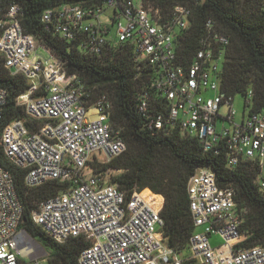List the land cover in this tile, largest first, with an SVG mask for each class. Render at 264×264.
I'll return each instance as SVG.
<instances>
[{"label":"built area","instance_id":"2783aa9c","mask_svg":"<svg viewBox=\"0 0 264 264\" xmlns=\"http://www.w3.org/2000/svg\"><path fill=\"white\" fill-rule=\"evenodd\" d=\"M23 14L22 5L13 1L0 17L4 67L27 82V89L17 96L27 119L6 122L0 145L4 155L25 170L27 186L50 180L67 183L38 204L32 213L35 223L58 242L84 237L89 244L79 253L78 264H264L263 245L241 246L248 236L243 229L248 208L236 200L234 187L217 183L211 168L197 167L188 179L195 230L188 242L190 254L181 257L162 233V196L156 204L145 196L148 188L129 194L112 180L123 169L96 172L89 166L106 164L127 149L121 129L111 119L112 101L79 75L68 73L65 60L26 32ZM191 17L187 4L174 5L165 17L146 0H77L46 8L41 21L47 31L77 42L88 54L129 44L138 67L150 73L139 102L146 128L165 133L178 129L196 137L204 151L224 149L230 168L242 161L256 162V182L264 191V109L251 110L249 88L244 96L247 114L243 111L241 120L236 119L235 95L220 87L230 39L212 20L206 22L200 48L190 61L180 59L178 35L189 28ZM7 95L0 85V120ZM223 105L228 107L224 115ZM22 217L13 175L0 165V264L42 262L31 236L20 229ZM214 235L221 239L217 246L210 239Z\"/></svg>","mask_w":264,"mask_h":264},{"label":"trees","instance_id":"16d2710c","mask_svg":"<svg viewBox=\"0 0 264 264\" xmlns=\"http://www.w3.org/2000/svg\"><path fill=\"white\" fill-rule=\"evenodd\" d=\"M23 7L21 19L24 30L36 35L41 43L65 60L66 71L77 74L97 93H106L112 101L111 119L121 129L127 149L106 164L90 162L96 172L123 169L112 180L129 194L133 189L145 190L149 199L159 204L163 219L162 233L168 246L181 253L188 248L189 238L195 230L187 193V182L197 167H209L215 172L220 186H232L236 200L248 208L243 229L248 233L241 246H264V191L256 178L260 167L256 162L242 161L236 167L226 164V152L204 151L201 142L174 129L168 133L153 131L145 126L139 112L140 96L146 89L150 73L139 68L132 47L126 43L113 44L100 55L80 50L77 42L68 41L47 31L41 21L43 11L63 2L77 0H0V17L10 2ZM168 16L174 5L187 4L192 8L189 28L178 35L180 59L186 63L200 48V40L210 19L214 27L230 39L224 51L220 87L228 95L253 90L252 111L264 109V11L262 0H146ZM0 85L8 95L0 120L3 125L14 118H26L24 109L17 104V96L27 89L26 79L12 75L4 67L0 56ZM27 119V118H26ZM36 129V123L30 122ZM169 159L168 163L163 160ZM174 161V164H173ZM0 165L11 172L17 194L23 204L20 229L49 251L48 264H78L79 253L89 242L82 236L70 237L65 242L52 239L33 220L32 213L38 204L67 186L66 182L50 180L37 187L25 182V170L10 161L0 145ZM160 194V195H158ZM162 196V197H161Z\"/></svg>","mask_w":264,"mask_h":264},{"label":"rangeland","instance_id":"374dc122","mask_svg":"<svg viewBox=\"0 0 264 264\" xmlns=\"http://www.w3.org/2000/svg\"><path fill=\"white\" fill-rule=\"evenodd\" d=\"M115 27H113V30L115 31ZM209 94H211V92H209ZM234 108L237 110V114H236V119L241 120L242 118V113L243 111H245V113L247 114V109H244V96L242 94H236L234 96ZM228 110V107L226 105H223L220 108V114H226ZM221 124V122L219 121V125ZM163 160L165 162L168 163L169 159L167 157H164ZM174 164V161H173ZM147 189V188H146ZM160 195V194H159ZM154 200V199H153ZM211 242L212 244H214L215 246L219 245L221 243V239L217 238V235L211 236ZM32 240V245L36 250L37 255L42 258V262L41 264H48V253L49 251L46 250L39 241H37L36 239H34L33 237H31ZM190 254V250L187 248L184 251H182L180 253V256H187Z\"/></svg>","mask_w":264,"mask_h":264},{"label":"crops","instance_id":"0c3cea01","mask_svg":"<svg viewBox=\"0 0 264 264\" xmlns=\"http://www.w3.org/2000/svg\"><path fill=\"white\" fill-rule=\"evenodd\" d=\"M217 238H219L218 236H217ZM35 255V254H34ZM43 260V259H42Z\"/></svg>","mask_w":264,"mask_h":264}]
</instances>
